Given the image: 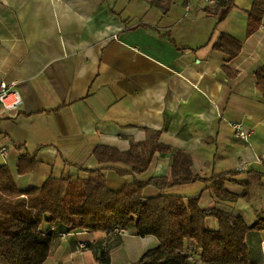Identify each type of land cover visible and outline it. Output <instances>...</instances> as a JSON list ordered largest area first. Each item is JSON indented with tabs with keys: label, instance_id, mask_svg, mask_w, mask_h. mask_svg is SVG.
<instances>
[{
	"label": "crops",
	"instance_id": "crops-1",
	"mask_svg": "<svg viewBox=\"0 0 264 264\" xmlns=\"http://www.w3.org/2000/svg\"><path fill=\"white\" fill-rule=\"evenodd\" d=\"M254 1L232 0L225 14L229 0H173L163 15L144 0H0V81L16 84L23 98L17 112L0 107V148L8 150L0 167L21 192L50 176L108 168L107 185L118 191L136 176L121 164L99 165L95 149L127 152L157 132L162 145L191 157L194 175L226 174L225 190L238 198L219 200L201 182L164 194L197 198L201 208L247 225L264 220V99L256 78L264 67V15L246 36ZM221 34L241 42L235 58L215 48ZM234 124L248 138H236ZM171 162L156 153L136 178L168 177ZM20 165L29 171L19 173ZM159 194L153 186L144 191L145 198ZM206 226L218 228L213 219ZM158 245L133 228L55 234L43 264H99L101 250L110 264H134ZM247 247L249 263L264 264V230L250 233Z\"/></svg>",
	"mask_w": 264,
	"mask_h": 264
},
{
	"label": "trees",
	"instance_id": "trees-1",
	"mask_svg": "<svg viewBox=\"0 0 264 264\" xmlns=\"http://www.w3.org/2000/svg\"><path fill=\"white\" fill-rule=\"evenodd\" d=\"M144 1L159 8L163 15L169 13L173 4V0ZM227 5L225 14L232 0ZM263 15L264 0H255L248 13L246 36L259 28ZM215 48L233 59L240 52L241 42L221 34ZM256 78L257 90L264 99V67L256 72ZM159 137V133L149 132L146 141L131 143L127 152L105 146L95 149L93 156L99 165L121 164L136 177L147 172L156 153L172 156L168 177L147 180L134 177L118 191L107 185L104 171L108 168H100L80 169L82 175L75 179L50 176L41 187L21 192L8 168L1 166L0 258L6 264H43L55 234L103 232L112 235L133 228L136 236H153L159 242L157 248L146 252L134 264H249L247 236L264 230V220L247 225L242 217L217 207L201 208L197 198L164 194L173 187L201 182L211 183L207 189L219 200L236 201L238 198L225 190L226 174L209 180L194 175L191 157L162 145ZM18 171L29 170L20 165ZM116 172L120 176L128 173ZM148 186L161 194L145 198ZM207 219L217 222V230L207 228ZM43 225L53 229L43 231ZM97 262L110 264L109 252L98 251Z\"/></svg>",
	"mask_w": 264,
	"mask_h": 264
},
{
	"label": "built area",
	"instance_id": "built-area-1",
	"mask_svg": "<svg viewBox=\"0 0 264 264\" xmlns=\"http://www.w3.org/2000/svg\"><path fill=\"white\" fill-rule=\"evenodd\" d=\"M206 1L211 3L214 2V0ZM22 105L23 98L20 91L16 88V84L0 81V107L2 110L6 113L17 112ZM233 130L235 132V137L238 139H246L249 136L246 132H244L240 124H234ZM0 154L6 157L8 155V150L6 148H0ZM117 232L124 233L125 231L121 230ZM81 247L83 248V246Z\"/></svg>",
	"mask_w": 264,
	"mask_h": 264
}]
</instances>
